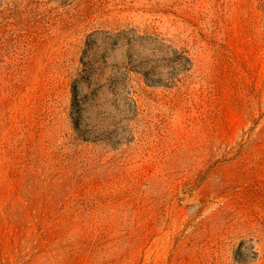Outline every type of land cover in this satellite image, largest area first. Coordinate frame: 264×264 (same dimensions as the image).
I'll list each match as a JSON object with an SVG mask.
<instances>
[{
    "label": "rangeland",
    "instance_id": "obj_1",
    "mask_svg": "<svg viewBox=\"0 0 264 264\" xmlns=\"http://www.w3.org/2000/svg\"><path fill=\"white\" fill-rule=\"evenodd\" d=\"M0 264H264V0H0Z\"/></svg>",
    "mask_w": 264,
    "mask_h": 264
},
{
    "label": "trees",
    "instance_id": "obj_2",
    "mask_svg": "<svg viewBox=\"0 0 264 264\" xmlns=\"http://www.w3.org/2000/svg\"><path fill=\"white\" fill-rule=\"evenodd\" d=\"M174 54H176V57H177V60L178 62V65L180 67H183L185 68L187 66V58L185 57V55L183 54V52L181 51H178V52H174ZM151 71V70H150ZM177 71H178V68L175 67L173 68V70H170L169 72H167V75L165 77H169V78H172L174 77L176 74H177ZM152 73V74H151ZM143 75L145 76V79L147 81H149L150 83H153V84H158V83H163V76L162 74L158 73V72H143ZM113 80L115 82H118L119 83V90H115V89H110L109 93H111V97H106V96H103L102 100H112V101H115L117 98H118V94H120L121 92L123 93H128V91H126V89L123 88L122 89V86L125 84L126 82V79H127V74H123L121 77L119 78H110V80ZM169 82H172L171 79L168 80L166 83H169ZM114 87H117L116 84H114ZM121 90V91H120ZM78 91L75 90V88H73V98L74 99H79V95L77 93ZM82 101H86L84 98H82ZM99 103V102H98ZM78 105V104H76ZM80 106V105H79ZM133 104L131 105V109H133ZM94 124V123H93ZM74 127L76 129V131H78V133H81L80 135L82 137H86V138H97L98 137V134H95L92 130H84L82 128L79 127V118L77 121L74 122ZM122 134H121V137L124 138V139H127L128 135L127 134H123L124 130H121Z\"/></svg>",
    "mask_w": 264,
    "mask_h": 264
}]
</instances>
